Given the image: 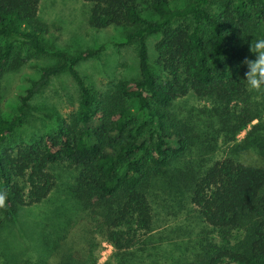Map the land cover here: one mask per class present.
I'll use <instances>...</instances> for the list:
<instances>
[{
  "label": "trees",
  "instance_id": "obj_1",
  "mask_svg": "<svg viewBox=\"0 0 264 264\" xmlns=\"http://www.w3.org/2000/svg\"><path fill=\"white\" fill-rule=\"evenodd\" d=\"M80 1L91 28L122 29V44L136 45L138 78L91 87L77 66L103 47L50 51L43 37L54 32L39 16L41 0H0V74L23 61L17 45L55 59L13 115L0 107V188L8 194L0 232L20 209L49 197L54 166L76 171L72 194L83 211L42 234L44 260L0 245V264H96V236L115 250L114 264H162L144 254L156 228L154 206L159 220L175 224L168 264H264V123L229 146L260 120L244 61L264 33V0ZM149 36L159 37L153 62ZM60 74L75 85V111L53 133L15 141L31 100ZM187 96L207 105L179 109Z\"/></svg>",
  "mask_w": 264,
  "mask_h": 264
},
{
  "label": "rangeland",
  "instance_id": "obj_2",
  "mask_svg": "<svg viewBox=\"0 0 264 264\" xmlns=\"http://www.w3.org/2000/svg\"><path fill=\"white\" fill-rule=\"evenodd\" d=\"M181 5L182 2L178 1V6ZM88 10V5L80 0H41L39 16L43 22L53 27L54 32L43 37L44 47L50 51L63 50L68 54L103 47L97 57L77 66L78 72L87 84L97 90H105L120 80L137 79L136 45L122 44L125 43V31L122 29L110 27L97 31L91 28L88 24ZM260 37H264V33ZM158 38V36L147 38L146 48L150 62L156 58L152 47ZM16 47H19L23 61L18 68L0 74V107L4 116L14 114L20 96L24 95L31 83L39 78L41 69L55 63L51 56H37L21 45ZM254 59L255 56L252 54L251 60ZM249 92V101L254 104L260 120H253L229 146L246 140L258 121L264 123V91ZM77 99L75 85L67 74L53 77L31 100L25 123L16 130L13 139L17 142H28L35 137L53 133L60 122L75 111ZM204 105L207 103L190 96L177 103L179 109L200 108ZM221 148L228 151L226 145H221ZM51 170L56 176V186L49 197L38 205L20 209L14 221L6 224L0 232V245L6 253L40 262L47 256L40 245L42 234L52 227L65 225L69 223L68 221L83 216V211L72 194L76 171L63 166H54ZM154 211L157 215L156 228L146 239L148 246L146 251L143 249L144 254L148 253L162 264H168L169 254L173 253L171 241L175 237L171 233V228L175 224L162 222L159 220L162 218L159 209L154 206ZM181 220L179 214L177 221ZM188 224L189 221L181 226ZM190 231L191 227L187 228V232ZM114 252L108 242L96 236V250L93 253L96 264H114Z\"/></svg>",
  "mask_w": 264,
  "mask_h": 264
},
{
  "label": "clouds",
  "instance_id": "obj_3",
  "mask_svg": "<svg viewBox=\"0 0 264 264\" xmlns=\"http://www.w3.org/2000/svg\"><path fill=\"white\" fill-rule=\"evenodd\" d=\"M250 51L255 59L244 61L247 67L244 81L250 91L260 93L264 91V37L253 40ZM7 199V192L0 188V209L6 207Z\"/></svg>",
  "mask_w": 264,
  "mask_h": 264
}]
</instances>
